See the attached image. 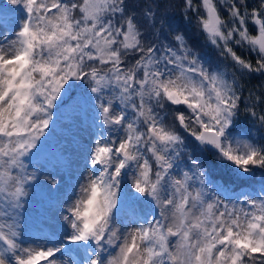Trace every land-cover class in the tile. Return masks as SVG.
<instances>
[{
  "label": "snow or ice",
  "instance_id": "obj_1",
  "mask_svg": "<svg viewBox=\"0 0 264 264\" xmlns=\"http://www.w3.org/2000/svg\"><path fill=\"white\" fill-rule=\"evenodd\" d=\"M0 264H264V0H0Z\"/></svg>",
  "mask_w": 264,
  "mask_h": 264
},
{
  "label": "trees",
  "instance_id": "obj_2",
  "mask_svg": "<svg viewBox=\"0 0 264 264\" xmlns=\"http://www.w3.org/2000/svg\"><path fill=\"white\" fill-rule=\"evenodd\" d=\"M176 15H177V17H179V13H178V12L176 13ZM185 23H186V22H185ZM252 83L255 84L256 81H253Z\"/></svg>",
  "mask_w": 264,
  "mask_h": 264
}]
</instances>
